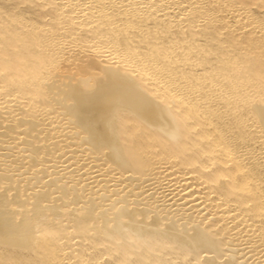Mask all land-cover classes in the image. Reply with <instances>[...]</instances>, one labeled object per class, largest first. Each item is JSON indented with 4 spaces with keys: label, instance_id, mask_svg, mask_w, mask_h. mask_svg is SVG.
I'll return each instance as SVG.
<instances>
[{
    "label": "bare ground",
    "instance_id": "6f19581e",
    "mask_svg": "<svg viewBox=\"0 0 264 264\" xmlns=\"http://www.w3.org/2000/svg\"><path fill=\"white\" fill-rule=\"evenodd\" d=\"M0 264H264V0H0Z\"/></svg>",
    "mask_w": 264,
    "mask_h": 264
}]
</instances>
